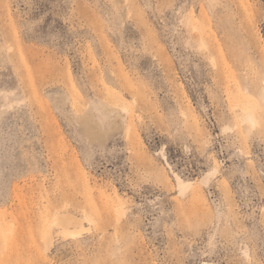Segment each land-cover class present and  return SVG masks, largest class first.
Segmentation results:
<instances>
[{"label":"rangeland","instance_id":"obj_1","mask_svg":"<svg viewBox=\"0 0 264 264\" xmlns=\"http://www.w3.org/2000/svg\"><path fill=\"white\" fill-rule=\"evenodd\" d=\"M0 264H264V0H0Z\"/></svg>","mask_w":264,"mask_h":264},{"label":"bare ground","instance_id":"obj_2","mask_svg":"<svg viewBox=\"0 0 264 264\" xmlns=\"http://www.w3.org/2000/svg\"><path fill=\"white\" fill-rule=\"evenodd\" d=\"M253 111H254V109L252 108V110H249L248 111V116L246 117V119L245 120H248L249 122H254L255 121V117H254V115H253ZM179 181V186H180V189L183 191H185L186 190V188H188V184H186L185 182H183L182 180H178ZM183 191V192H184ZM72 221V220H71ZM70 221V222H71ZM64 222V221H63ZM67 222V221H66ZM66 231H67V229H66ZM47 234V233H46Z\"/></svg>","mask_w":264,"mask_h":264}]
</instances>
